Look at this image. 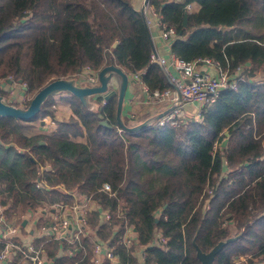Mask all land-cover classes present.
<instances>
[{
    "label": "trees",
    "instance_id": "obj_1",
    "mask_svg": "<svg viewBox=\"0 0 264 264\" xmlns=\"http://www.w3.org/2000/svg\"><path fill=\"white\" fill-rule=\"evenodd\" d=\"M150 2L175 28L170 48L176 57L208 58L232 72L240 67L247 77L264 74V32L232 33L249 20L264 31V0ZM187 3L198 8L187 10ZM151 52L149 29L131 0H0V78L10 74L25 84L28 96L86 65L99 69L115 64L126 73L146 67L143 82L150 89H166L170 85L162 68L149 63ZM54 92L28 121L55 117ZM67 93L72 115L55 121L48 133L28 136L23 133L27 121L0 115V202L12 199L7 215L24 213L40 200L70 202L65 191L78 190L93 193L113 212L119 199L126 203L113 234L112 223L98 225L96 214L89 215L96 237L108 241L120 264H137L132 250L117 242L125 221L145 247L144 264H201L194 243L207 252L227 238L224 221L234 223L236 238L222 247L212 264H233L232 259L241 255H247L248 264H264L261 84L240 82L236 90L204 103L198 118L177 126L151 124L128 132L118 131L117 96L91 109ZM0 96H7L1 88ZM80 134L83 140H74ZM225 138V145L215 149ZM46 162L50 170L42 174L39 167ZM37 180H45L49 188L36 187ZM103 183L116 196L99 191ZM157 232L166 238L164 244L154 242ZM34 244L51 264H92L88 238H80L73 256L62 253L72 246L60 239L43 237Z\"/></svg>",
    "mask_w": 264,
    "mask_h": 264
},
{
    "label": "built area",
    "instance_id": "obj_2",
    "mask_svg": "<svg viewBox=\"0 0 264 264\" xmlns=\"http://www.w3.org/2000/svg\"><path fill=\"white\" fill-rule=\"evenodd\" d=\"M185 7L187 10H191L192 4L187 3ZM140 12L147 27L157 28L160 37L164 41L172 40L175 37V28L168 26L162 20L160 13L150 0L141 1ZM149 63L157 64L162 68L170 85L168 88L163 90L150 89L142 80L146 67L130 72L129 75L132 80L139 84L147 102L169 105L168 110L163 112L153 123L159 126L167 124L177 126L184 122L187 119V115L183 110L184 105L193 106L196 115L199 117L204 103L214 101L223 92L236 90L240 82L261 84L264 87V78L254 80L259 77H247L241 72L240 67H237L233 72L229 71L228 68L221 69L217 62L208 58L186 61L176 57L172 52L168 58H165L152 51ZM199 63H214L218 68V73L211 75L199 70ZM169 66H172L173 69L170 70ZM99 70L100 68L93 69L86 65L71 77L78 76V81L84 82L83 86H95L99 84ZM15 83H18L21 88H25L24 83L14 81L10 74L0 78V88L3 90L12 92ZM26 98L28 99V94L27 97H24V99ZM100 103L104 105L106 103L105 99L103 98ZM122 130H124L122 127L118 128L119 132ZM35 186L48 189L40 180L36 181ZM98 190L108 196H116V191L108 183H103ZM65 193L71 196L70 202H49L36 211L41 218V223L35 224L34 227L37 237H44L45 240H63L72 246L63 251L68 256L74 255L75 247L79 244L80 238H88L92 242L90 263L101 264L104 260H107L108 264H119L118 257L108 241L96 237L94 229L89 225V215L91 212L96 214L98 225H110L112 223L111 230L113 234L119 229V225L116 224L115 220L122 218L123 213L127 211L126 203L119 199L113 212L110 207H104L99 203L93 193L84 194L75 190H68ZM7 202H0V264H50L51 261L47 258L44 250L34 244L35 239L24 242L20 238L21 222L17 224L13 217L7 215V209L11 207V205L8 206ZM31 210L33 208L29 209V211ZM23 217L22 214L19 215L18 220L21 221ZM123 227V232L117 242L132 250L136 262L137 257H140V261L144 263L146 257L145 247L137 243V234L133 226L125 221ZM154 242L164 244L166 238L157 232Z\"/></svg>",
    "mask_w": 264,
    "mask_h": 264
},
{
    "label": "crops",
    "instance_id": "obj_3",
    "mask_svg": "<svg viewBox=\"0 0 264 264\" xmlns=\"http://www.w3.org/2000/svg\"><path fill=\"white\" fill-rule=\"evenodd\" d=\"M141 1L142 0H131L132 5L140 11L141 8ZM197 5L192 4L193 9H197ZM150 32L151 37V43H152V51L157 53L159 56L168 58L169 54L171 53V41H164L160 35L159 30L155 27L148 28ZM198 68L201 71H205L211 75H216L218 73L217 66L212 64H205V63H199ZM169 69L172 70L173 67L169 66ZM124 72H126L123 69ZM129 75V73H127ZM256 76V75H255ZM259 78H264V74L258 75ZM120 77L112 72L110 76V80L108 81V90H114L116 91V94L113 96H117L118 90L120 87ZM5 92L8 93L7 90L4 89ZM15 91L12 94V97L9 98L8 102L13 104H19L22 103L25 99L24 97H27V93H25L23 88H18L17 86H14ZM67 92H54L53 98H54V104L52 107L54 108L55 117L51 118L49 116L44 117L41 121L33 122V121H27L24 128L23 133L30 136L34 134H40V133H48V131L54 130L56 127L55 121H61L66 120L69 116L72 115V110L70 107V104L67 100ZM104 97L102 94H94L90 96H85V104L86 107L95 109L97 105H101L100 101ZM105 99V98H104ZM20 106V105H19ZM102 106V105H101ZM190 106L184 105V113L188 115L189 113H195L194 107L191 106L192 110L189 108ZM169 108V105L167 104H158V103H149L145 100V96L142 93V90L137 82L129 78L128 76V82L125 89L123 102L120 110V120L127 126H142L147 124H153L156 122V119L163 114V112H166ZM76 141H82L83 136L80 134L75 137ZM45 183V180H43ZM62 186V184H60ZM68 191V190H67ZM74 191V190H70ZM8 201V202H7ZM8 206L12 205V199H7ZM23 215L21 221L18 220L19 215ZM17 214L12 213L8 215L9 217H13L16 220V223H22L25 221V223L21 224V234L19 235L20 238L24 242H28L29 240H36L39 237L35 234V224L41 223V218L38 215V212L34 210H26L24 213ZM16 215V216H13ZM17 217V219H16ZM61 253V251H60ZM63 253V251H62ZM119 262V260H118ZM137 264H144L140 261V257H137ZM51 264V263H50ZM120 264V263H119Z\"/></svg>",
    "mask_w": 264,
    "mask_h": 264
},
{
    "label": "water",
    "instance_id": "obj_4",
    "mask_svg": "<svg viewBox=\"0 0 264 264\" xmlns=\"http://www.w3.org/2000/svg\"><path fill=\"white\" fill-rule=\"evenodd\" d=\"M182 24L186 25V14L183 17ZM115 45V44H113ZM112 72L116 73L120 77V87L117 94V105H116V120L118 124L127 131H135L137 129H140L141 126H133L129 127L126 126L121 120H120V110L123 102V97L125 93V89L128 82V75L126 72L123 71L122 68L115 64H108L100 68L98 74H99V84L95 86H80L75 85L72 80L68 78H56L49 82H47L45 85H43L41 88H39L31 97L30 102L26 107H17L15 105L9 104L4 102L1 99L0 96V115L5 116H12L15 118H19L21 120L28 121L30 120L35 113L39 110L40 104L43 101V99L50 93L57 91V90H64L67 92H70L71 94L78 97L83 103H85V96H90L94 94H102V96L105 99L110 98L112 95L116 94V91L114 90H108V81L110 80V76ZM20 82V81H19ZM25 89V88H24ZM103 125H106V121L103 120L101 122ZM227 139L225 138L221 145H225ZM157 220V219H156ZM23 224L25 221L22 222ZM236 236H230L223 240L218 241L209 251L203 252L199 248L197 244L194 242V248L196 251V257L200 261L201 264H212L215 255L222 249V247L227 244L228 242L234 240Z\"/></svg>",
    "mask_w": 264,
    "mask_h": 264
},
{
    "label": "rangeland",
    "instance_id": "obj_5",
    "mask_svg": "<svg viewBox=\"0 0 264 264\" xmlns=\"http://www.w3.org/2000/svg\"><path fill=\"white\" fill-rule=\"evenodd\" d=\"M263 29H262V27L260 26V25H257L256 24V21L255 20H249V21H246V22H244V23H242L241 25H236L235 27H234V30L232 31V33L233 34H237V35H256V36H260V35H262L263 34ZM231 34V33H230ZM232 35V34H231ZM260 74H262V72H257V74H256V76H258V75H260ZM74 75V74H73ZM72 76V75H71ZM70 76V80H72V82L75 84V85H80V86H83L84 85V82H79L78 81V76L76 77V76H73V77H71ZM129 76V78H130V75H128ZM261 78H255L254 80H260ZM15 86H17L18 88H21V86L18 84V83H15ZM14 90V89H13ZM12 90V92H9L8 91V93L7 92H5L6 93V98H5V96L3 97H1V99L3 100L4 98H5V100H3L4 102H6V103H9L8 102V100H9V98L10 97H12V94L15 92V91H13ZM58 91H60V90H58ZM58 91H56V92H58ZM5 95V94H4ZM31 97V95H29L28 96V98H30ZM9 104H12V105H15V104H13V103H9ZM20 105V106H19ZM15 106H17V107H23V105L21 104V103H19V104H16ZM188 106H190L189 108L192 110V108H191V105H188ZM71 107V106H70ZM187 119H196V118H198V116L196 115V113H189L188 115H187V117H186ZM186 119V120H187ZM65 120V119H64ZM36 123V122H35ZM224 140V139H223ZM222 140V141H223ZM219 146H222L221 145V142L220 143H218V145H215V149L216 148H219ZM224 168V167H223ZM48 170H50V164L48 163V162H46L44 165H41L40 167H39V171H40V173H46V171H48ZM37 181H39V180H37ZM42 183L44 184V182L42 181ZM35 185H36V182H35ZM1 186V185H0ZM45 186L46 187H48L49 188V186L48 185H46L45 184ZM75 191H78V190H75ZM79 192V191H78ZM207 192L208 193H210V189H208L207 190ZM49 203V201H45V200H43V201H41L40 200V202H39V204L37 205V206H35V207H33V210L34 211H38L41 207H43V206H45V205H47ZM205 206L207 207L208 206V201H207V199L205 200ZM31 209V208H30ZM157 217H158V215H157ZM116 224L117 225H119V223L116 221ZM222 225H226L227 226V230H228V237H230V236H235V226H234V223H232V222H229V223H227V222H223L222 223ZM245 260H246V262H245ZM232 262H233V264H248L247 263V255H241L240 257H235V258H233L232 259ZM255 264V263H254Z\"/></svg>",
    "mask_w": 264,
    "mask_h": 264
}]
</instances>
